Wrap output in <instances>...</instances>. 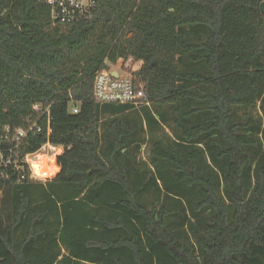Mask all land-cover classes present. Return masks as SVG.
Listing matches in <instances>:
<instances>
[{
  "label": "trees",
  "instance_id": "1",
  "mask_svg": "<svg viewBox=\"0 0 264 264\" xmlns=\"http://www.w3.org/2000/svg\"><path fill=\"white\" fill-rule=\"evenodd\" d=\"M261 2L96 0L53 25L43 0H0L3 157L32 105L51 128L0 158V264H264ZM106 62L137 66L136 105L95 98ZM46 142L59 172L32 180Z\"/></svg>",
  "mask_w": 264,
  "mask_h": 264
},
{
  "label": "built area",
  "instance_id": "2",
  "mask_svg": "<svg viewBox=\"0 0 264 264\" xmlns=\"http://www.w3.org/2000/svg\"><path fill=\"white\" fill-rule=\"evenodd\" d=\"M50 8V18L52 24H64L73 21L77 17L86 14L94 6L96 0H43ZM137 69V66L133 63L128 65L125 68H118L113 64L108 62L105 63V67L100 69L94 77L93 82V94L95 98L101 102H117V103H129L136 105L135 102V80L133 71ZM113 72H116V76L113 75ZM32 110L35 114V117L29 118L26 121L25 127L17 128L13 130L10 135V127L5 126L4 135L5 139L9 142H13V146L9 147L7 151L9 152L8 156L4 158V151L0 150V158L5 165H11L14 169L18 168V157L11 153L14 148H17L18 145L26 139L29 135H37L41 132L42 127L39 124V121L45 117L46 122V135L48 136L51 132L50 128V112L49 106H43L41 104L32 105ZM23 133V134H21ZM50 144L46 142L41 148H44L45 145ZM52 145V144H51ZM55 146V145H53ZM39 149V150H40ZM51 153L46 154V156L53 155ZM37 154L36 152L25 154L20 162L25 163L28 167V177L32 180L40 178L34 175L31 168V159ZM45 154V153H44ZM57 158V156H56ZM57 164V162L55 163ZM56 173V172H55ZM54 173V174H55Z\"/></svg>",
  "mask_w": 264,
  "mask_h": 264
},
{
  "label": "rangeland",
  "instance_id": "3",
  "mask_svg": "<svg viewBox=\"0 0 264 264\" xmlns=\"http://www.w3.org/2000/svg\"><path fill=\"white\" fill-rule=\"evenodd\" d=\"M137 108L139 107V106H136ZM130 113V116L132 117H137V116H139V113H141L140 111H139V108L138 109H133L132 111H130L129 112ZM158 133V135L159 136H161V137H163L164 138V133L165 134H168V135H170V136H172V134H171V131H170V129L166 126H164V133L163 132H161V131H159V132H157ZM150 138V137H149ZM51 144V143H50ZM48 145V144H47ZM149 142H147V143H145V144H142V146H141V148H140V152H139V154H138V158L140 159V160H142L143 162H147L148 161V153H149ZM51 152H53V149H51V148H46V147H44V148H41L40 150H38L37 151V153H45V156H46V154L48 155V153H51ZM53 154V153H52ZM61 154V153H60ZM59 155V154H58ZM58 155H56V156H58ZM40 156H43V155H38L36 158H33L35 161H38L39 160V157ZM52 156V155H51ZM56 156H55V160H54V162L56 163ZM50 157V156H49ZM30 162H34L32 159H31V161ZM48 164L49 163H51V161H46ZM57 165V164H56ZM58 166V165H57ZM33 170V169H32ZM40 171H41V169H40ZM41 172H43V171H41ZM59 171H57L56 173H58ZM33 173H34V175H36V176H38V177H40V178H37L36 180H39V181H44V180H46L47 178H50V177H53L55 174H50V175H43L42 177L41 176H39V175H37L35 172H34V170H33Z\"/></svg>",
  "mask_w": 264,
  "mask_h": 264
},
{
  "label": "clouds",
  "instance_id": "4",
  "mask_svg": "<svg viewBox=\"0 0 264 264\" xmlns=\"http://www.w3.org/2000/svg\"><path fill=\"white\" fill-rule=\"evenodd\" d=\"M44 147L53 149V155L50 157L40 156L38 161L30 162L31 168L39 176L50 175V174H54L55 172L59 171V167L55 164L54 160H55V156L62 153L63 151L62 145L53 146L51 144H48V145H45ZM45 160L51 161V163L46 164ZM40 169H44V171L41 172Z\"/></svg>",
  "mask_w": 264,
  "mask_h": 264
},
{
  "label": "water",
  "instance_id": "5",
  "mask_svg": "<svg viewBox=\"0 0 264 264\" xmlns=\"http://www.w3.org/2000/svg\"><path fill=\"white\" fill-rule=\"evenodd\" d=\"M260 10L262 13L264 12V2L260 3ZM113 75L116 76V72H113Z\"/></svg>",
  "mask_w": 264,
  "mask_h": 264
},
{
  "label": "bare ground",
  "instance_id": "6",
  "mask_svg": "<svg viewBox=\"0 0 264 264\" xmlns=\"http://www.w3.org/2000/svg\"><path fill=\"white\" fill-rule=\"evenodd\" d=\"M38 155H43V156H45V154H43V153H37L33 158H36ZM33 158H32V160L35 161ZM46 161H47V160H45V163L48 164ZM41 171H44V169H41ZM41 177H42V176H41Z\"/></svg>",
  "mask_w": 264,
  "mask_h": 264
}]
</instances>
